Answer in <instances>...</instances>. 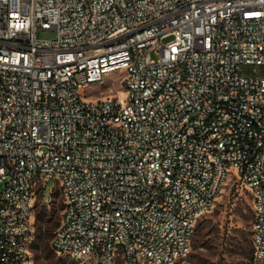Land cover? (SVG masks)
<instances>
[{
  "label": "built area",
  "instance_id": "obj_1",
  "mask_svg": "<svg viewBox=\"0 0 264 264\" xmlns=\"http://www.w3.org/2000/svg\"><path fill=\"white\" fill-rule=\"evenodd\" d=\"M50 181L74 264L183 260L228 182L264 264V0H0V264Z\"/></svg>",
  "mask_w": 264,
  "mask_h": 264
},
{
  "label": "rangeland",
  "instance_id": "obj_2",
  "mask_svg": "<svg viewBox=\"0 0 264 264\" xmlns=\"http://www.w3.org/2000/svg\"><path fill=\"white\" fill-rule=\"evenodd\" d=\"M54 37L52 32L39 33L43 40H53ZM114 81V77L108 78L102 85L88 87L81 94L86 100L116 94L119 85ZM62 209V195L52 181L44 186L42 193L39 188L35 190L30 244L32 264H74L52 248ZM250 212L245 189L239 183L228 182L213 209L197 221L190 254L174 264H246L250 255L246 256L234 243L240 231L251 230L246 220Z\"/></svg>",
  "mask_w": 264,
  "mask_h": 264
},
{
  "label": "trees",
  "instance_id": "obj_3",
  "mask_svg": "<svg viewBox=\"0 0 264 264\" xmlns=\"http://www.w3.org/2000/svg\"><path fill=\"white\" fill-rule=\"evenodd\" d=\"M52 196L53 195L51 194V198H52ZM246 218H247L246 220L250 223V225H252V222H253L252 212H250V216H248ZM250 237H251V232L250 231H240L238 233V238H237V240L234 243V244L238 245V249L240 251H242L246 256H249L251 254Z\"/></svg>",
  "mask_w": 264,
  "mask_h": 264
}]
</instances>
